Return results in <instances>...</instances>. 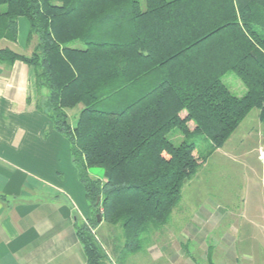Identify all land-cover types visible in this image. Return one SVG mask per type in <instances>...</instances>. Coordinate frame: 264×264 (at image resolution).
Returning a JSON list of instances; mask_svg holds the SVG:
<instances>
[{
	"label": "trees",
	"instance_id": "1",
	"mask_svg": "<svg viewBox=\"0 0 264 264\" xmlns=\"http://www.w3.org/2000/svg\"><path fill=\"white\" fill-rule=\"evenodd\" d=\"M19 17L26 52L1 45L16 42ZM16 61L33 68L35 108L69 143L91 210L75 223L86 264H105L99 223L121 228L120 254L141 251L251 109L264 119V0H0V64Z\"/></svg>",
	"mask_w": 264,
	"mask_h": 264
},
{
	"label": "crops",
	"instance_id": "2",
	"mask_svg": "<svg viewBox=\"0 0 264 264\" xmlns=\"http://www.w3.org/2000/svg\"><path fill=\"white\" fill-rule=\"evenodd\" d=\"M27 32V20L19 17L16 42L1 45L26 52ZM36 96L32 67L21 61L0 64V264H86L75 223L87 222L91 210L69 143L35 108ZM205 206L199 207V221L189 219L184 226L185 240L200 246L213 239L206 226L219 224L218 214L212 216ZM239 227L232 226L236 238L226 233L207 246L204 263L199 262L208 264L209 249L212 264L253 261L244 252L239 257L226 251L225 257L217 249L213 255L219 246L245 242L248 233Z\"/></svg>",
	"mask_w": 264,
	"mask_h": 264
},
{
	"label": "rangeland",
	"instance_id": "3",
	"mask_svg": "<svg viewBox=\"0 0 264 264\" xmlns=\"http://www.w3.org/2000/svg\"><path fill=\"white\" fill-rule=\"evenodd\" d=\"M70 46L83 45L73 42ZM222 82L237 96L245 92L244 85L232 72L225 73ZM140 88L137 86L130 92H137ZM112 105L113 101H105L99 103L97 108L106 109ZM81 107L79 104L67 110L71 124L75 123ZM189 125L192 127V124ZM169 138L175 144L182 140L176 132H171ZM201 150L206 152V143L201 146ZM261 151H264V119L260 118L259 110L253 108L223 146L213 151L195 175L184 183L181 199L168 221L152 232L144 241L141 251L120 254L123 235L118 225L104 223L93 229L108 255L106 264H194L189 254L204 263L207 246L214 244L223 234L234 236L237 230L232 226H240L243 235L250 234V241L246 236L245 242L219 246L214 249L213 255H217V249L225 257L228 254L226 251H234L239 257L244 252L247 258L252 256L253 261L240 264H264V158L260 156ZM92 174L101 176V171L96 169ZM204 204L212 216L217 217L218 214L219 224L215 227L206 226L213 239L207 238L200 246L185 240L184 226L189 219L199 221V207ZM212 216L208 219L214 220Z\"/></svg>",
	"mask_w": 264,
	"mask_h": 264
},
{
	"label": "built area",
	"instance_id": "4",
	"mask_svg": "<svg viewBox=\"0 0 264 264\" xmlns=\"http://www.w3.org/2000/svg\"><path fill=\"white\" fill-rule=\"evenodd\" d=\"M260 156L264 158V151H261Z\"/></svg>",
	"mask_w": 264,
	"mask_h": 264
},
{
	"label": "water",
	"instance_id": "5",
	"mask_svg": "<svg viewBox=\"0 0 264 264\" xmlns=\"http://www.w3.org/2000/svg\"><path fill=\"white\" fill-rule=\"evenodd\" d=\"M185 181V180H184ZM99 199H97V202H98Z\"/></svg>",
	"mask_w": 264,
	"mask_h": 264
}]
</instances>
